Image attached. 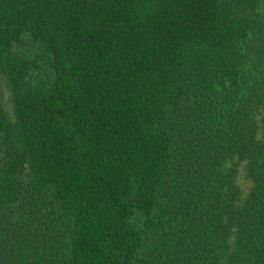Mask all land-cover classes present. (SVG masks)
<instances>
[{
	"label": "trees",
	"instance_id": "1",
	"mask_svg": "<svg viewBox=\"0 0 264 264\" xmlns=\"http://www.w3.org/2000/svg\"><path fill=\"white\" fill-rule=\"evenodd\" d=\"M0 264H264V0H0Z\"/></svg>",
	"mask_w": 264,
	"mask_h": 264
},
{
	"label": "rangeland",
	"instance_id": "2",
	"mask_svg": "<svg viewBox=\"0 0 264 264\" xmlns=\"http://www.w3.org/2000/svg\"><path fill=\"white\" fill-rule=\"evenodd\" d=\"M2 96H3V100L5 101V103L7 104V94H2Z\"/></svg>",
	"mask_w": 264,
	"mask_h": 264
}]
</instances>
